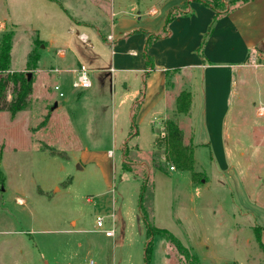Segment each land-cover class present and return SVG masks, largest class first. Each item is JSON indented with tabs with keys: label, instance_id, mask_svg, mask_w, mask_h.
Here are the masks:
<instances>
[{
	"label": "rangeland",
	"instance_id": "rangeland-1",
	"mask_svg": "<svg viewBox=\"0 0 264 264\" xmlns=\"http://www.w3.org/2000/svg\"><path fill=\"white\" fill-rule=\"evenodd\" d=\"M85 1L77 5L71 0L72 5L65 0V12L50 9L48 15L52 10L61 15L54 23L36 19L37 3L28 13L26 8L21 11L18 2L20 8L13 13L20 24L4 30L14 32L10 69L30 75L32 93L27 107L13 118L0 111V264H40L50 254L66 260L72 234L62 230L74 229L73 223L92 230L97 216L117 237L125 224L123 244L115 249L117 259L126 252L144 254L149 239L139 214L140 197L151 224L172 234L187 250L182 255L169 245L168 264H264V75L260 68L249 59L235 77L224 122L226 166L211 162L209 148H198L193 172L200 175L192 182L190 171L169 170L172 164L164 142L153 161L152 145L137 146L136 126L119 107V87L99 84L65 100L71 81L66 72L52 70L61 71L63 66L54 47L65 48L68 54L62 41L74 40L66 31L72 15L89 16L103 31L109 24V0L95 1L105 6L102 9ZM3 4L0 1V21L5 18ZM29 22L39 33L31 30ZM38 38L45 43L54 40L56 45L44 51ZM31 49L40 53V60L35 69L27 70ZM46 56L53 68L40 71ZM90 78L95 82L91 73ZM56 82L64 98L54 91ZM9 93L10 89L7 100ZM158 173L166 177L165 184L158 182ZM160 200L171 208L170 221L164 215L154 221L153 207ZM160 238L152 239L154 255L149 264H164L168 246Z\"/></svg>",
	"mask_w": 264,
	"mask_h": 264
},
{
	"label": "crops",
	"instance_id": "crops-1",
	"mask_svg": "<svg viewBox=\"0 0 264 264\" xmlns=\"http://www.w3.org/2000/svg\"><path fill=\"white\" fill-rule=\"evenodd\" d=\"M0 1L4 3L5 13L4 21H0V32H4L7 26L17 27L20 24L15 20L18 14H14L13 9L21 7V11H24L26 8L31 13L34 11L32 4L37 3L36 19H47L54 23L55 19L60 20L61 15L54 10L51 16L47 12L56 7L65 12L64 7L67 6L65 0ZM75 1L78 5L82 0ZM87 1L88 4H96L97 0ZM141 1L144 2L109 0L106 31L96 27L87 15H72L74 20L69 21L66 31L78 44L70 37L63 40L69 53L65 48L55 46V57L63 65L61 70L66 72L69 83L74 77L71 70L79 64L89 67L96 79L95 82L91 80V87L87 90L71 88L65 100L78 98L99 84H105L110 89L119 87V107L136 126L133 135L137 146L149 148L152 145V161L160 156L157 157V153L166 134L164 122L171 117V113L182 132L183 143L194 147L195 160L198 148H209L211 162L224 168V122L235 77L249 59L264 75V0H248L214 22L213 10L201 0H161L153 5L145 3L144 6L140 4ZM18 2L20 7L17 6ZM68 2L71 3V0ZM96 6L100 9L105 7ZM27 25L39 33L38 29L33 28V23ZM39 41L44 51L49 45H56L54 40L46 43L43 39ZM79 44H83L88 52ZM147 57L152 68H149ZM43 62L44 67L40 71L53 68L47 56ZM184 90L190 92L191 106L187 115H180L175 113L174 101ZM145 164V161H141L142 166ZM165 178L158 173V182L165 184ZM163 198L167 200L166 193ZM165 200L163 204L160 200L157 207L154 205V221L156 217L157 220L162 219V215L169 219L171 208L166 206ZM72 225L74 229L62 230L72 234L64 255L69 260L62 255L50 254L42 257L40 264H82L88 259H93L97 264H144L143 251L135 254L126 252L117 259L115 249L123 244L124 222L119 237L116 231L107 237L95 226L92 230H86L76 228V223ZM106 228L109 229L108 226ZM162 240L168 246L164 250L163 263L168 264L170 247ZM261 240L264 244V231ZM44 247L47 249L49 246Z\"/></svg>",
	"mask_w": 264,
	"mask_h": 264
},
{
	"label": "trees",
	"instance_id": "trees-1",
	"mask_svg": "<svg viewBox=\"0 0 264 264\" xmlns=\"http://www.w3.org/2000/svg\"><path fill=\"white\" fill-rule=\"evenodd\" d=\"M206 6L214 12L213 22L222 15L228 13L234 7L247 2L248 0H201ZM210 30V29H209ZM13 30L5 31L0 35V111H6L11 118L17 113L23 111L28 103L32 93V79H27L23 71H11L10 69V50ZM39 61V54L36 49L30 51L27 55L26 69H35ZM147 62L149 58L147 57ZM149 68H152L149 62ZM11 85V88H10ZM10 89V99L7 100L8 90ZM191 95L189 91H181L175 98V113L187 115L190 111ZM165 136L164 145L166 153L174 168L187 170L191 172L192 182H197L200 173L193 172L195 164L194 149L192 145L183 143V135L177 125L176 120L168 118L164 122ZM200 180L198 179V182ZM139 214L146 226L148 241L144 248V264H149L152 254V239L159 236L164 239L170 246L174 247L177 252L183 255L187 252L186 248L169 232L157 228L151 224V217L143 208L142 197L139 200ZM264 231V228H263Z\"/></svg>",
	"mask_w": 264,
	"mask_h": 264
},
{
	"label": "built area",
	"instance_id": "built-area-1",
	"mask_svg": "<svg viewBox=\"0 0 264 264\" xmlns=\"http://www.w3.org/2000/svg\"><path fill=\"white\" fill-rule=\"evenodd\" d=\"M84 39V38H82ZM52 72L54 73H58V72H63L62 70H58V69H54L52 70ZM71 72L74 73V77L71 81V87L75 90H87L91 87V78H90V70L89 68L84 65V64H79L74 70H71ZM54 91H56L58 97L60 98H64L65 97V93L62 90V87L59 83H55L54 86ZM264 110V108H262ZM164 160V158H163ZM169 170H174V167L172 165L169 166ZM88 201H90V199H88ZM95 224H96V229H98L99 231H101L105 236L109 237L112 236L114 233V230L109 228L107 229L105 227L103 218L100 216L96 217L95 220ZM82 264H97L93 259H88L86 262L82 263Z\"/></svg>",
	"mask_w": 264,
	"mask_h": 264
},
{
	"label": "water",
	"instance_id": "water-1",
	"mask_svg": "<svg viewBox=\"0 0 264 264\" xmlns=\"http://www.w3.org/2000/svg\"><path fill=\"white\" fill-rule=\"evenodd\" d=\"M27 79H30V75H27Z\"/></svg>",
	"mask_w": 264,
	"mask_h": 264
}]
</instances>
